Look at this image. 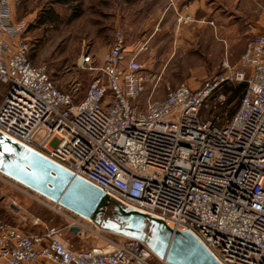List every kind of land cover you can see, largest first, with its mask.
<instances>
[{
  "label": "built area",
  "instance_id": "obj_1",
  "mask_svg": "<svg viewBox=\"0 0 264 264\" xmlns=\"http://www.w3.org/2000/svg\"><path fill=\"white\" fill-rule=\"evenodd\" d=\"M20 2L0 0V134L122 206L188 232L219 264H264V33L247 40L236 66L223 61L195 90L180 83L142 106L148 76L136 56L145 46L128 57L115 31L99 67L79 56L77 67L98 75L78 100L55 88L47 67L29 62L28 26L13 20ZM240 82L245 88L230 120H203L206 100L214 95L212 108L224 106L216 93ZM2 183L66 223L34 234L0 219L2 264H168L143 242L106 233L0 173ZM72 226L76 237L101 244L73 249L61 237Z\"/></svg>",
  "mask_w": 264,
  "mask_h": 264
},
{
  "label": "rangeland",
  "instance_id": "obj_2",
  "mask_svg": "<svg viewBox=\"0 0 264 264\" xmlns=\"http://www.w3.org/2000/svg\"><path fill=\"white\" fill-rule=\"evenodd\" d=\"M202 1L195 6L192 17L177 16L173 11L162 16L164 8L173 9L170 0H21L15 19H24L28 26L25 39L29 62L47 67L55 88L78 100L98 75L96 70L77 67L80 55L88 54L92 68L99 67L115 31L123 34L128 55L144 43L146 51L138 57L148 76L145 92L138 100L144 106L147 100L162 99L167 88H175L180 83L195 90L219 72L223 61L231 67L238 64L250 34L243 23L228 21L229 13L221 4ZM208 6L218 8L214 29L210 25ZM153 31L156 34L148 42ZM241 83L224 84L216 93L225 96L222 107L212 108L214 95L207 99L201 110L203 120L217 118V123L224 126L237 108L240 96L236 95V89ZM1 95L0 86V98ZM0 196L8 203L16 202L30 216L40 218L49 226L66 225L61 215L22 194L13 185L2 183ZM27 225L33 227L30 223ZM61 237L82 250L101 244V240L92 236L79 238L63 233Z\"/></svg>",
  "mask_w": 264,
  "mask_h": 264
},
{
  "label": "water",
  "instance_id": "obj_3",
  "mask_svg": "<svg viewBox=\"0 0 264 264\" xmlns=\"http://www.w3.org/2000/svg\"><path fill=\"white\" fill-rule=\"evenodd\" d=\"M5 149H10L6 151ZM0 173L102 231L143 242L168 264H219L188 232L124 207L84 180L0 134ZM72 226L69 231L77 232Z\"/></svg>",
  "mask_w": 264,
  "mask_h": 264
},
{
  "label": "crops",
  "instance_id": "obj_4",
  "mask_svg": "<svg viewBox=\"0 0 264 264\" xmlns=\"http://www.w3.org/2000/svg\"><path fill=\"white\" fill-rule=\"evenodd\" d=\"M172 2L173 9L170 8H164V11L161 13L162 16H164L165 13H169V11H173L175 15H188L192 16L195 15V6L201 2L202 0H170ZM210 5H219L221 4V8L225 9L229 14L228 15V21H231L233 24L237 23H243L247 33L252 35L262 34L264 33V0H208ZM226 4V5H225ZM218 8H211L210 6L207 7V12L209 15H211L210 19V25L215 28V24L217 23L218 18ZM15 12L13 13V20L17 21L15 19ZM21 21H24V19H21ZM156 34L155 31H153V34L149 37L148 42L150 39ZM249 36V37H250ZM251 38V37H250ZM247 42V41H246ZM143 44H138L133 51L132 54H135L136 51L142 46ZM145 46V45H144ZM146 51V49H145ZM144 51V52H145ZM149 51V47L148 50ZM142 51L138 53L136 56V59L138 61V57L141 56ZM127 54V53H126ZM131 54V55H132ZM128 55L127 56H131ZM140 62V61H139ZM5 94L1 95V98ZM0 98V99H1ZM4 210L5 214H0L2 216V219L6 224L15 226L17 228H20L24 233H40L45 230V228L50 227L48 224L44 223L40 218L41 222L38 227H31L28 225H23L20 223V219L23 218L25 215H29L28 212L25 209H22L20 206L16 204L14 201H10L9 203L6 202L5 199H3V196H0V211ZM68 233V235L76 236L75 234H72L70 231L68 232H62ZM67 242V241H66ZM67 244L72 247L73 249H79L76 248V246L72 245L71 242ZM0 264H2L0 262ZM37 264H49L45 261H40Z\"/></svg>",
  "mask_w": 264,
  "mask_h": 264
},
{
  "label": "trees",
  "instance_id": "obj_5",
  "mask_svg": "<svg viewBox=\"0 0 264 264\" xmlns=\"http://www.w3.org/2000/svg\"><path fill=\"white\" fill-rule=\"evenodd\" d=\"M0 86L3 88V93H5L6 92V87L4 85H2V84H0ZM244 86H245V84H243V83L238 84V86H237L238 88L236 89V95L241 96V93H242V91L245 88ZM238 104H239V102H238ZM238 104H237V106H238Z\"/></svg>",
  "mask_w": 264,
  "mask_h": 264
},
{
  "label": "snow or ice",
  "instance_id": "obj_6",
  "mask_svg": "<svg viewBox=\"0 0 264 264\" xmlns=\"http://www.w3.org/2000/svg\"><path fill=\"white\" fill-rule=\"evenodd\" d=\"M6 151H10V149H5Z\"/></svg>",
  "mask_w": 264,
  "mask_h": 264
}]
</instances>
